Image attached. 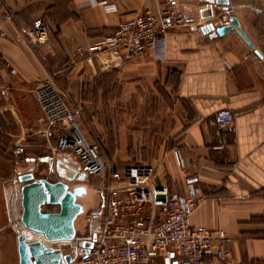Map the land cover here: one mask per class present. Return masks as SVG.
<instances>
[{"label": "crops", "instance_id": "obj_1", "mask_svg": "<svg viewBox=\"0 0 264 264\" xmlns=\"http://www.w3.org/2000/svg\"><path fill=\"white\" fill-rule=\"evenodd\" d=\"M97 1L0 0V85L11 91L9 98L0 97V131L26 151L41 147L43 138L28 137L34 123L43 126L35 86L51 73L65 71L70 98L82 108L88 106L84 88L96 85L99 97H104L110 78L120 104L133 102L136 120L131 140L120 132L119 149L111 156L153 157L143 163L151 164L156 181L167 183L170 190H182L186 177L198 176L204 200L192 222L224 229L240 264H264V15L250 8L254 1L259 6L264 0H227L226 9L214 2L211 17L205 9L208 0H174L187 24L164 33L162 60L148 52L136 61L121 57L112 63L103 54L87 63L75 52L78 44L88 45L137 11L158 9L157 0H108L114 10ZM5 11L12 19L3 18ZM231 15L263 56L234 30L215 33ZM36 16L44 17L48 27V39L41 45L26 40ZM5 60L16 68L14 74ZM145 107L155 108L149 118H159L155 122L159 131H166L163 138L148 131L153 124L143 121ZM221 108L234 115L223 130L215 120ZM162 112L170 115L164 127L159 126ZM27 126L30 134H24ZM14 195L15 191L11 198ZM78 229L84 231L82 225Z\"/></svg>", "mask_w": 264, "mask_h": 264}, {"label": "built area", "instance_id": "obj_2", "mask_svg": "<svg viewBox=\"0 0 264 264\" xmlns=\"http://www.w3.org/2000/svg\"><path fill=\"white\" fill-rule=\"evenodd\" d=\"M157 1L156 11L144 8L129 15L111 32L88 45L78 44L76 54L87 63L103 54L112 63L121 57L136 61L148 52L162 60L164 33L187 22L174 0ZM97 3L115 9L108 0ZM3 18L12 19V15L5 11ZM224 23L228 24V19ZM26 37L33 45L46 43L44 17L32 19ZM3 63L9 73L16 72L10 61ZM10 92L8 85H0L4 98H9ZM33 94L41 112L43 126L38 132L44 147L52 153L72 154L81 173L97 178L92 186L99 205L86 214L84 231L63 241L77 247L83 240L93 243L87 253L77 255L70 264H240L228 246L232 237L224 229L192 222L194 210L204 200L198 176L186 177L182 190H170L167 183L156 181L151 164L136 162L117 167L103 157L100 143L88 140L82 131V108L69 100L55 73L38 83ZM233 118L227 108L215 112L220 130L226 129ZM173 153L180 164L177 151ZM11 157L17 166L27 160L24 145L15 143ZM94 221L95 230L91 229Z\"/></svg>", "mask_w": 264, "mask_h": 264}, {"label": "rangeland", "instance_id": "obj_3", "mask_svg": "<svg viewBox=\"0 0 264 264\" xmlns=\"http://www.w3.org/2000/svg\"><path fill=\"white\" fill-rule=\"evenodd\" d=\"M58 82L67 91L69 100L74 103L69 95L66 83V72L63 71L56 75ZM111 79L108 78V93H105L104 97H99L98 87L94 85L86 86L84 88V97L88 101V106L82 107V131L88 140H97L101 146V154L103 157L113 161L115 164L121 166L129 162H149L153 157H112L118 149V138L120 132L124 133L126 138H132V132L134 123V104L129 103L127 105L120 104L118 99L115 97L116 86L113 85ZM85 87V86H84ZM0 97L5 99L1 94ZM75 104V103H74ZM145 107V114H143L144 122H152V126L148 131L163 138L166 131L158 128L157 121L159 118H149V111L154 110ZM165 112V109H162ZM164 112L160 114L162 117L161 127H164L165 118ZM160 123V122H159ZM4 124V123H3ZM1 123V127H3ZM32 126V124H30ZM35 130L33 135L28 136L29 140H37L40 138L38 130L42 127L40 122L33 124ZM24 130V134H30L32 129L27 126ZM37 128V129H36ZM157 132V133H155ZM41 141V140H40ZM15 138L7 136L4 131H0V264H18V253H17V229H23L19 224L18 213L20 211V205L17 201V205L12 206V194L16 191L21 182L17 180V175L20 172H27L32 170L35 178L45 177L51 181L57 179H63L69 184L74 186L76 184H84L87 193L80 196L77 201L81 202L84 207L83 213H80L75 220L76 232L79 234L80 225L85 229L86 224L84 218L86 214L93 208L99 205L98 194L94 191L92 184L97 182V178L94 176L86 175L83 181H77L76 179H70V176H78L81 172L79 171V162L73 158L72 154H58L52 153L46 149L44 145L36 147L32 151L25 150L26 155H32L34 157H28L27 160L22 162L20 165H14L11 157L12 149L15 145ZM88 199V200H87ZM44 211H57V204L45 203L42 205ZM96 222L91 224V229L95 230ZM88 229L90 225H87ZM54 246L62 248L64 252L70 251L71 245L68 242H55Z\"/></svg>", "mask_w": 264, "mask_h": 264}, {"label": "water", "instance_id": "obj_4", "mask_svg": "<svg viewBox=\"0 0 264 264\" xmlns=\"http://www.w3.org/2000/svg\"><path fill=\"white\" fill-rule=\"evenodd\" d=\"M227 3V0H208L209 17L213 16V3ZM226 9L225 6H223ZM204 9V10H205ZM228 24L216 26L215 33L224 35L234 30L254 52L261 56L250 37L240 25L235 15L228 17ZM208 30V26L203 27ZM75 176H70L74 179ZM84 178V174L80 175ZM17 180L21 184L16 187L12 198V206L20 205L17 215L19 224L23 229L16 228L18 264H70L77 255L87 253L92 246V240H83L80 247L71 246L70 251L64 252L62 248L54 246L55 242L69 241L76 235L75 220L83 213V205L77 201V197L84 195V184L69 186L63 179L51 181L45 177L35 178L32 170L20 172ZM57 204V211H44L42 205ZM27 232L28 234H25ZM38 235L32 238L30 235ZM95 236V233H93ZM176 264V263H173Z\"/></svg>", "mask_w": 264, "mask_h": 264}, {"label": "flooded vegetation", "instance_id": "obj_5", "mask_svg": "<svg viewBox=\"0 0 264 264\" xmlns=\"http://www.w3.org/2000/svg\"><path fill=\"white\" fill-rule=\"evenodd\" d=\"M227 3H228V1H227ZM227 3H225L224 4V6L226 7V8H228L227 7ZM251 7V9H252V11H256V9L258 10V11H260L261 12V14L262 15H264V2L262 3V4H260L259 6L258 5H256L255 4V1L253 2V3H251V5H250ZM263 31L261 32L262 33V38H263V42H264V29H262ZM254 44V43H253ZM257 49V48H256ZM260 51V50H259ZM261 53V52H260ZM256 54V53H255ZM257 55V54H256ZM261 56H263V54L261 53ZM83 173H80L78 176H76L77 178H74V179H76L77 181H83L84 179H85V175H84V178H80V175H82ZM87 193V189H86V192L84 193V195ZM83 196V195H82ZM80 197V196H79ZM79 197H77V199L79 198ZM12 202V201H11ZM81 203V202H80ZM82 204V203H81ZM83 205V204H82ZM18 231V230H17ZM21 231V230H20ZM18 233V232H17ZM25 234H28L27 232H24ZM30 237H32V238H37L38 237V235H36V234H34V235H30Z\"/></svg>", "mask_w": 264, "mask_h": 264}, {"label": "bare ground", "instance_id": "obj_6", "mask_svg": "<svg viewBox=\"0 0 264 264\" xmlns=\"http://www.w3.org/2000/svg\"><path fill=\"white\" fill-rule=\"evenodd\" d=\"M82 196V195H81Z\"/></svg>", "mask_w": 264, "mask_h": 264}]
</instances>
